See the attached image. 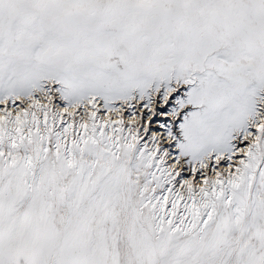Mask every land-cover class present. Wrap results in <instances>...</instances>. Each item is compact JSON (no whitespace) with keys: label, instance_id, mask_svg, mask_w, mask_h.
Here are the masks:
<instances>
[{"label":"snow or ice","instance_id":"snow-or-ice-1","mask_svg":"<svg viewBox=\"0 0 264 264\" xmlns=\"http://www.w3.org/2000/svg\"><path fill=\"white\" fill-rule=\"evenodd\" d=\"M0 264H264V0H0Z\"/></svg>","mask_w":264,"mask_h":264},{"label":"rangeland","instance_id":"rangeland-1","mask_svg":"<svg viewBox=\"0 0 264 264\" xmlns=\"http://www.w3.org/2000/svg\"><path fill=\"white\" fill-rule=\"evenodd\" d=\"M0 107H2V105H0Z\"/></svg>","mask_w":264,"mask_h":264}]
</instances>
